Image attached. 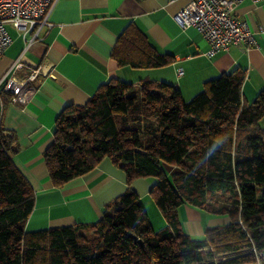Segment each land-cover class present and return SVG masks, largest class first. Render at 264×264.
Here are the masks:
<instances>
[{"label": "trees", "instance_id": "16d2710c", "mask_svg": "<svg viewBox=\"0 0 264 264\" xmlns=\"http://www.w3.org/2000/svg\"><path fill=\"white\" fill-rule=\"evenodd\" d=\"M119 66L169 65L135 28L113 47ZM244 74L233 70L204 84L190 101L155 80H110L83 106L65 107L43 153L55 187L91 172L103 159L121 169L127 191L93 224L25 231L34 192L14 166V133L0 127V264H237L264 251V90L242 100ZM163 166L174 167L165 172ZM169 170V169H168ZM170 171V170H169ZM153 178L150 196L167 226L154 230L136 179ZM190 205L227 220L202 239L181 228Z\"/></svg>", "mask_w": 264, "mask_h": 264}, {"label": "crops", "instance_id": "0c3cea01", "mask_svg": "<svg viewBox=\"0 0 264 264\" xmlns=\"http://www.w3.org/2000/svg\"><path fill=\"white\" fill-rule=\"evenodd\" d=\"M188 1L56 0L49 17L51 27L29 45L16 29L7 27L12 43L0 58V90L7 85V92L2 96L0 92V127L15 134L18 146L11 160L35 195L25 231L96 223L127 191L125 173L108 159L62 187L53 185L44 163L43 153L52 142L60 112L69 105H85L101 85L118 80L136 86L141 80H155L176 85L188 102L206 82L236 70L244 74V103L253 102L264 90V1L245 0L234 10L235 18L247 23L256 46H231L212 57L206 55L209 46L199 33L180 28L173 19ZM131 28L141 32L158 53L171 55L172 62L147 69L119 66L111 53L120 35ZM16 61L22 64L18 72L12 70ZM42 65L47 73L33 84L32 98L25 105L11 103L12 90ZM259 127L264 130V118ZM154 182L153 178L136 179L130 188L158 231L167 223L149 198ZM178 218L183 231L194 239H202L207 227L227 223L223 217L186 204L178 208ZM260 253L259 258L237 264H264V251Z\"/></svg>", "mask_w": 264, "mask_h": 264}, {"label": "built area", "instance_id": "2783aa9c", "mask_svg": "<svg viewBox=\"0 0 264 264\" xmlns=\"http://www.w3.org/2000/svg\"><path fill=\"white\" fill-rule=\"evenodd\" d=\"M243 1L245 0H189L173 19L180 28H193L201 35L209 46L206 53L209 57L226 51L231 46L250 48L256 46L253 33L246 22L237 20L234 15V10ZM55 2L56 0H0V58L12 43L7 27L16 29L28 45L39 40V33L44 28L51 27L49 17ZM21 67L22 64L16 61L12 70L18 72ZM46 73L45 65L33 69L12 90L10 102L25 105L34 95L33 84ZM178 74L182 75V72ZM0 92L1 96L7 92V85ZM256 255L259 258L261 253Z\"/></svg>", "mask_w": 264, "mask_h": 264}, {"label": "rangeland", "instance_id": "374dc122", "mask_svg": "<svg viewBox=\"0 0 264 264\" xmlns=\"http://www.w3.org/2000/svg\"><path fill=\"white\" fill-rule=\"evenodd\" d=\"M163 169L165 170V172H169V168L167 167V166H163ZM149 198L151 199L150 201L153 203V204H155V202H154V200L151 198V196L149 195ZM156 205V204H155Z\"/></svg>", "mask_w": 264, "mask_h": 264}]
</instances>
